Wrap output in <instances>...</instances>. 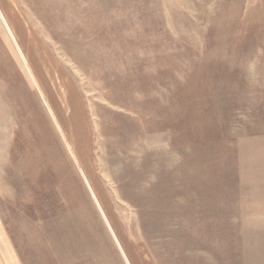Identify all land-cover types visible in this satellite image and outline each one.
<instances>
[{"label": "rangeland", "instance_id": "rangeland-1", "mask_svg": "<svg viewBox=\"0 0 264 264\" xmlns=\"http://www.w3.org/2000/svg\"><path fill=\"white\" fill-rule=\"evenodd\" d=\"M18 261L264 264V0H0Z\"/></svg>", "mask_w": 264, "mask_h": 264}, {"label": "bare ground", "instance_id": "bare-ground-1", "mask_svg": "<svg viewBox=\"0 0 264 264\" xmlns=\"http://www.w3.org/2000/svg\"><path fill=\"white\" fill-rule=\"evenodd\" d=\"M10 1V0H9ZM6 3V2H5ZM5 9V8H4ZM13 10V9H12ZM6 11V10H5ZM9 11V10H8ZM3 14H4V17H5V19L7 20V22L9 23V26H10V28H11V30H12V32H13V34H14V37L18 40V43H20L19 42V39H18V36L16 35V32L14 31V29H13V26L10 24V22H9V19L7 18V15L6 14H8V13H6L5 14V12L3 11ZM11 16V15H10ZM13 16V15H12ZM16 17H17V15H16ZM30 32V31H29ZM35 44V43H34ZM38 45V44H37ZM21 49H22V47H21ZM23 50V49H22ZM24 53V52H23ZM40 53V52H39ZM27 59V58H26ZM46 60V59H45ZM47 61V60H46Z\"/></svg>", "mask_w": 264, "mask_h": 264}, {"label": "crops", "instance_id": "crops-1", "mask_svg": "<svg viewBox=\"0 0 264 264\" xmlns=\"http://www.w3.org/2000/svg\"><path fill=\"white\" fill-rule=\"evenodd\" d=\"M18 264H22L21 261H18Z\"/></svg>", "mask_w": 264, "mask_h": 264}]
</instances>
